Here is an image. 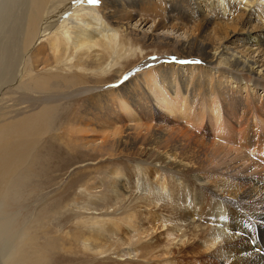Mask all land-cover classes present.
Segmentation results:
<instances>
[{
    "label": "rangeland",
    "instance_id": "374dc122",
    "mask_svg": "<svg viewBox=\"0 0 264 264\" xmlns=\"http://www.w3.org/2000/svg\"><path fill=\"white\" fill-rule=\"evenodd\" d=\"M83 1L88 6L86 11L81 10L80 15L73 13L74 16L70 20L85 18L91 14L87 12L95 11V14L101 16L110 26L118 28L117 37L109 41V50L99 52L102 56L100 62L91 59V55L77 54L72 57L71 53H67L65 57H60L62 47L67 42L65 43L66 39L63 37L60 40L59 36L62 32H71L73 28L62 30L59 25L64 15L70 12V9L79 8V3ZM180 1L171 7L172 4L166 3L165 0H113L115 6L121 5V8L129 11L128 16L133 18L131 22L125 20L128 23L122 26L109 17L108 9L105 8L109 2L112 4L111 0H100L99 4H92L89 0H47L39 11V32L42 36L37 39L39 33H36L29 39L24 35L28 14L38 6V0H0V10H5L4 7L8 5L6 11L0 12V118H7L2 124L23 119L26 122L31 120L35 113L42 112L47 126L37 136L39 139L33 143L30 152L26 153V160L10 178L2 198L0 197V264H181L177 261L182 254L173 252L174 243H177L182 232L171 230L168 226L163 227L160 221L154 224L152 220L154 216L158 219L163 215L174 218L176 210H189L191 207L188 205L187 208V203L175 201L173 203L178 206L176 210L171 209L170 204L169 207L159 208L145 205L147 203H143V199L136 197L141 192V170L151 169L153 172V164L143 163L139 166L135 157L119 156L117 153L111 156L114 151L108 145L94 151L82 150L85 147L80 146L74 152L67 153L63 151L64 143L57 138L62 134L64 139H68L67 128H79L81 125L78 116L94 111L92 108L97 106L94 104L97 101L95 95L109 92V89L60 97L49 100L50 102L44 101L45 103L38 101L30 107L24 100L27 94L55 97L70 95L74 90L83 87H102L119 82L123 84V79L125 80L129 73L128 79L142 76L144 82H151L149 93L152 103L167 114L174 116L173 112L166 109L167 106H180L182 103L184 108L186 101L198 109L202 104L199 96L193 102L196 98L193 93V75L198 69L190 63L191 60L187 53L183 52L182 46L193 35L191 32L203 24V19L185 6L178 9ZM182 3L185 4L184 1ZM199 5L211 16L209 28L203 38L211 37L214 41L216 39L218 44L217 37H221L218 30L222 26L233 25L239 19L240 10L232 19L231 16H220L218 11L222 12L212 0H209L208 4L199 1ZM260 17L255 14L252 24H248V27L256 28L257 24L260 26ZM159 22L165 27L154 29L155 24ZM48 24L52 25V28L46 29ZM56 40L61 44L60 47L53 46L52 43ZM235 44L240 49L251 45L243 39L236 40L233 37L222 46L228 45V50L232 51L237 50ZM254 46L253 49H257V45ZM9 50L11 54L8 56ZM256 57L264 56L258 54ZM156 59H164L163 64L168 62L177 66V72L175 69H167L170 73L172 70L174 72L169 73V76L175 77L171 86L164 80L162 83L161 78L149 70L152 65H144ZM220 59L219 55L214 60V65L217 63L221 67ZM197 61L198 65L205 64L203 59ZM190 64V69L183 68L184 65ZM217 65H206L215 78H218ZM64 68H69V72L61 73ZM179 71L187 77L184 84L181 81L184 78L177 74ZM55 73L59 75L54 76ZM205 76L204 73L200 77L204 80ZM147 77L150 78L146 79ZM256 90L263 96L261 87ZM113 91L115 92V89L109 94L113 95ZM204 96L205 92L201 94V98ZM103 100H107L106 97L101 99V103ZM122 101L126 103L128 114L124 112V121L115 119L114 123L119 124L118 126L125 122L133 127L139 124L141 126V117L134 105L127 100ZM119 103L120 101L116 100V107ZM101 107L104 108L102 105ZM176 114L186 124L188 117H185L182 111ZM205 123H209L208 118ZM92 127L98 138L104 132H111L110 128L99 124H93ZM32 128L38 132L37 126ZM9 130L11 131V128ZM183 130L185 131L182 129V132ZM19 134L15 132V135ZM259 142L264 143V138ZM242 149L249 154L250 151L246 148ZM260 150L257 142L254 152ZM126 175L130 176L131 182L127 180ZM113 178L121 181L126 194L124 198L120 193L116 195L112 191L110 183ZM173 187L182 188L183 183ZM166 202H171V199L168 198ZM130 214L140 230L129 221ZM157 237L161 245L152 252H147L149 248L146 243L154 241ZM10 253H13L12 256ZM188 261L200 264L198 260Z\"/></svg>",
    "mask_w": 264,
    "mask_h": 264
},
{
    "label": "bare ground",
    "instance_id": "6f19581e",
    "mask_svg": "<svg viewBox=\"0 0 264 264\" xmlns=\"http://www.w3.org/2000/svg\"><path fill=\"white\" fill-rule=\"evenodd\" d=\"M111 1L112 4L109 2L105 8L108 9L109 17L113 18V21L124 26L128 23L126 21L133 20L128 16L129 11L121 8V5L115 6L113 0ZM179 1L165 0L166 3L172 4L171 7ZM199 1L209 3V0H181L180 8L177 6L178 9L185 6L203 19V24L198 25L197 29L191 32L193 35L182 46L183 52L187 53L191 61L198 59L205 61L202 65L190 62L198 69L193 75L195 79L193 93L196 97L193 102L199 96L202 103L198 109L194 108V104L190 106L189 101H186L185 109L182 103L179 104L180 106L176 104L167 106L166 109L173 112L174 116L167 114L152 103L149 93L151 82L150 84L144 82L142 76L128 79L129 73L125 77L126 81L123 79V84L118 81L119 83L108 86L83 87L74 90L70 95L55 97L44 95L36 97L27 94L24 100L30 107L38 101L43 103L60 97L90 94L97 90L102 92L106 88L109 92L115 89L113 95L108 91L103 93L104 96L95 95L97 101L94 104L97 106L92 108L94 111L78 116L81 125L79 128H67L69 140L64 139L62 134L57 136L64 143L63 151L74 152L80 146L85 147L82 150L94 151L106 148L105 145H108L114 151L111 156L117 153L119 156L135 157L139 166L143 163L153 164V172L151 169L141 170L139 188L141 192L136 196L137 199H143V203H147L145 205L159 206V208L169 207L170 204L171 209L176 210L178 206L174 204L175 201L187 203L186 207H191L189 210H176L174 218L163 215L158 219L154 216L152 220L154 224L160 221L161 226L182 232L177 243H174L173 254H182L178 263L192 264L188 260L194 259L200 264H264V143L259 142L264 138V94L260 96L256 90L261 87L264 92V57H256L258 54L264 56V0H212L221 10L222 13L218 11V14L222 17L231 16L234 19L236 12L240 10L241 13L233 25L222 26L220 23L222 27L218 30L221 35L217 37L218 44L216 39L215 43L211 37L203 38L209 28L211 16L205 13L204 9L202 10ZM38 2L35 10L28 14L24 35L29 39L36 33H39L37 39L42 36L39 32L41 19L39 11L47 0H38ZM7 7L6 4L5 10L2 9L0 12L6 11ZM87 7L84 1L80 2L79 8L70 9V12L64 15L60 28L64 30L72 27L73 30L64 34L62 32L59 36L60 40L65 38V43L67 42L62 47L61 58L67 53H71L72 57L77 54L91 55L93 56L91 59L100 62L102 56L99 52L108 51L110 39L117 37L118 28L110 26L101 16L96 15L95 11L87 12L91 14L85 18L70 20L74 16L73 13L80 15L81 10L86 11ZM255 14L261 16L262 22L260 26L257 24L256 28L253 26L249 28L248 24H252V17ZM46 26V29L52 28V25ZM162 26L165 27L159 22L155 24L154 29H160ZM233 37L236 40L243 39L245 43L251 45L246 48V44L245 49H240L235 44L237 50L232 51L228 50V45L222 46L230 42ZM56 41H53V46L60 47L61 44ZM254 45H257V49H253ZM10 54L9 50L8 56ZM219 55L222 65L220 67L216 63L218 78H215L206 65L211 64L216 67L213 62ZM163 60L148 61L144 65H152L149 66V70L159 76L162 83L166 81V84L171 86L175 77L169 76L170 72L167 69H175L177 72V66L168 62L163 64ZM191 64L184 65L183 68L188 70ZM63 65L65 67V64ZM65 68L61 73L69 72L70 69ZM204 73L206 78L202 80L200 76ZM177 74L184 78L181 79L184 84L186 75L180 71ZM53 75L58 76L59 73ZM203 92L206 96L201 98ZM104 97L107 100L101 103ZM122 99L134 105L141 117V126L139 124L133 127L126 122L118 126L119 124L114 123L115 119L124 121V112L128 114L126 103ZM116 100L120 101L118 107ZM96 110L98 111L95 112ZM181 111L185 117H188L186 124L176 116V113ZM31 118L26 122L24 119L15 123L8 121V124H2L7 118H4L5 120L0 118V197L10 178L26 160V153L30 152L33 143L39 139L37 136L47 127L42 112L35 113ZM58 118L60 119V115ZM206 118L209 119V123H205ZM93 124L110 128L111 132H104L98 138L94 134ZM33 126H37L38 132L32 128ZM182 129L185 131L182 132ZM15 132L20 134L15 135ZM257 142L261 150L254 152ZM242 148L250 151L249 154ZM126 176L131 182L130 176ZM180 183H183V187L174 189L173 185L177 186ZM110 186L116 195L120 193L123 198L126 196L120 180L113 178ZM168 198L171 202H166ZM132 218L130 214L129 221L139 229V225L136 227ZM160 245L158 237L154 241L147 242L146 246L149 248L147 252H152ZM10 254L12 256L13 253Z\"/></svg>",
    "mask_w": 264,
    "mask_h": 264
},
{
    "label": "snow or ice",
    "instance_id": "6c2138e0",
    "mask_svg": "<svg viewBox=\"0 0 264 264\" xmlns=\"http://www.w3.org/2000/svg\"><path fill=\"white\" fill-rule=\"evenodd\" d=\"M90 3L92 4H99L100 0H89ZM193 63H198V61H191ZM258 251H260V249H258Z\"/></svg>",
    "mask_w": 264,
    "mask_h": 264
}]
</instances>
